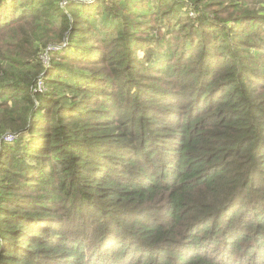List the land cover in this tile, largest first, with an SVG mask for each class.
Masks as SVG:
<instances>
[{"label":"trees","instance_id":"trees-1","mask_svg":"<svg viewBox=\"0 0 264 264\" xmlns=\"http://www.w3.org/2000/svg\"><path fill=\"white\" fill-rule=\"evenodd\" d=\"M63 1L0 0V264H264V0Z\"/></svg>","mask_w":264,"mask_h":264},{"label":"rangeland","instance_id":"rangeland-1","mask_svg":"<svg viewBox=\"0 0 264 264\" xmlns=\"http://www.w3.org/2000/svg\"><path fill=\"white\" fill-rule=\"evenodd\" d=\"M67 1H69V0H64L63 2L64 3H67ZM95 1H97V0H90V1H88V0H82V2L83 3H93V2H95ZM205 1V0H204ZM220 1H222V0H220ZM240 1H241V4H243V5H245L246 6V8L247 9H249V10H253V11H256V12H258V13H260L261 11H260V9L257 7V5H261V6H263V2H261L260 0H239V3H240ZM258 1H260L259 3H257ZM63 2H62V4H63ZM74 3H77L76 1H74V0H71V4H74ZM155 3L157 4L158 2L157 1H155ZM64 5V4H63ZM153 6V8H155V6L154 5H152ZM158 7V6H157ZM232 9H233V7H230V9H229V11L231 12L232 11ZM259 9V10H258ZM160 12H158L157 14H156V12L155 13H153L152 14V16H155V15H158ZM262 14H264V11H263V13ZM191 15L194 17V16H196V14L194 13V12H191ZM160 18V16H157V17H155L154 18V20L152 21V22H150L153 26H156V27H158V28H160V30H151L149 33H147V35H153V34H156V36L157 37H159V38H161L162 39V41H163V39L165 38V35H166V33H167V29H165L166 27H167V25H169V21H167L164 25L163 24H158L157 23V20ZM131 21H133V20H131ZM171 23H174V22H171ZM175 24H173V27L175 28ZM175 30V34H173V35H171L172 36V41H171V44L169 45V44H167V43H165L167 46L169 45L172 49H173V51L175 52V53H179V51H180V49H179V46H181V44L182 43H184L185 42V39L179 34V29H174ZM173 32V31H172ZM60 34V29H59V27L55 30V28L53 29V32L50 34V35H52V36H55V35H59ZM234 36H237V35H234ZM92 37V36H91ZM91 39V41H94L93 43H94V45H98L97 43H99V42H97L96 40H93L94 38H90ZM68 41H69V39H65V41H64V44H60V45H57V46H53V45H51V46H49V48L50 49H52V50H54L53 52L55 53L56 51H63L64 49H67V48H69L68 47V45H67V43H68ZM80 43L81 44H74L73 46H78V47H83V42H81L80 41ZM88 43H90V42H88ZM55 47H57V48H55ZM52 52V53H53ZM135 52V51H134ZM105 54H107V52L105 53ZM51 55L52 54H48V53H46V57H45V61H44V67H45V69H44V72L47 74L50 70H52L53 69V60H51V59H49L50 57H51ZM138 57H140L141 58V60L142 61H144V62H147V63H149L150 62V60H149V58L150 57H152V55H151V52L149 51V50H145V48L143 47H140V49L138 50V53H137V58ZM175 61H173V66L175 65ZM162 65H164V62L163 61H159L156 65H150V64H147V65H145V64H142V67H139V68H137V71L136 72H141L142 74H143V76H138L137 75V77H143V78H141V79H137V78H135V81L136 82H139V81H141V82H144V83H146V85H165L166 87L167 86H170L169 84H163V83H161V81H168V79H167V73L166 72H162L161 70H154L155 68H157V67H160V66H162ZM147 66V67H146ZM93 68V67H92ZM109 68H111V67H109ZM146 73H149L148 75H151L152 77H148V76H146ZM153 73V74H152ZM159 74V75H158ZM44 79H42L41 80V82H39L38 83V87H39V91L41 92H43V91H47V90H49L50 88L48 87V85H47V83H46V80H47V78L46 77H43ZM122 82H123V80H122ZM132 85H135V83H131ZM110 90V89H115V88H109L108 86H104L103 88H102V90H105V91H107V90ZM104 92V91H103ZM261 97H263L264 98V95L263 96H261ZM8 141H13V142H11L12 144L14 143V141H15V139H13V140H8ZM233 156H231L230 158H229V160L230 161H232L233 160ZM257 182L259 183V186H263L264 185V178H258L257 179ZM259 193H262V191H259ZM0 205H2V202H1V204ZM53 205V204H52ZM50 206H51V203H50ZM55 207H57V204H55ZM1 209H2V207H1ZM3 210V209H2ZM1 210V211H2ZM235 210H236V208H235ZM249 217L247 216H245L244 217V220H247ZM243 220V221H244ZM238 222H240V220L239 221H237V224H238ZM114 228V227H113ZM20 243H21V241H20ZM248 262H250V259H248Z\"/></svg>","mask_w":264,"mask_h":264},{"label":"built area","instance_id":"built-area-1","mask_svg":"<svg viewBox=\"0 0 264 264\" xmlns=\"http://www.w3.org/2000/svg\"><path fill=\"white\" fill-rule=\"evenodd\" d=\"M88 1H90V0H88ZM6 139H7V141H8V140H13V139H15V136H13V135H9V136H7Z\"/></svg>","mask_w":264,"mask_h":264}]
</instances>
